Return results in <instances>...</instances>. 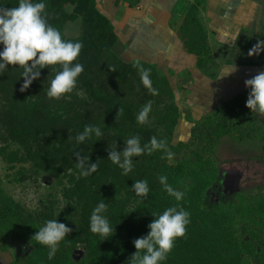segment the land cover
Wrapping results in <instances>:
<instances>
[{
	"label": "trees",
	"instance_id": "obj_1",
	"mask_svg": "<svg viewBox=\"0 0 264 264\" xmlns=\"http://www.w3.org/2000/svg\"><path fill=\"white\" fill-rule=\"evenodd\" d=\"M44 2L49 23L82 42L77 61L84 70L73 91L58 99L47 96L58 66L41 69L40 77L24 92L21 67L8 65L0 75V133L5 134L0 135L5 144L17 146L9 151L1 147L0 153L11 164L28 163L27 171L35 178L47 175L50 188L60 192V197L51 194L42 210L34 213L0 187V252L8 249L9 240L24 246L16 258L3 264H129L136 251L133 241L147 235L155 218L151 214L171 206L189 212L190 222L163 264H264V186L233 193L218 188L221 139L264 142V121L259 123L256 113L245 107L246 93L195 118L189 109L181 113L159 70L142 61H125L112 51L117 37L95 0ZM17 5L18 0H0L4 8ZM184 40L198 67H203L210 52L192 32ZM141 68L149 72V85L142 82ZM147 104H151L147 121L139 123L137 116ZM185 123V139L174 140ZM85 125L99 127L102 137L93 135L77 144L75 137ZM137 135L142 147H150L152 137L164 140L173 155L146 149L132 158V170L123 175L107 158L108 152L122 151L127 140ZM77 151L89 156V163L98 164L96 172L81 176L74 157ZM161 176L184 192L181 201L167 193ZM138 180L148 182L146 197L131 188ZM58 198L64 201L60 208ZM101 199L108 204L106 215L114 226V234L103 241L89 227L92 210ZM51 219L72 231L49 259V249L34 235Z\"/></svg>",
	"mask_w": 264,
	"mask_h": 264
},
{
	"label": "clouds",
	"instance_id": "obj_2",
	"mask_svg": "<svg viewBox=\"0 0 264 264\" xmlns=\"http://www.w3.org/2000/svg\"><path fill=\"white\" fill-rule=\"evenodd\" d=\"M0 75L7 70L8 65H18L23 69L21 77L23 83L20 91L24 92L32 82L41 75L40 70L46 66H58L54 78L50 81L47 96L60 98L64 94L71 93L76 87L77 78L83 72L84 66L77 61L82 42L66 37L59 28L52 26L48 21V13L44 0H18V5L11 8L0 6ZM264 41H258L249 55L259 54L264 48ZM31 62V63H29ZM234 70V69H231ZM229 71V70H228ZM228 71L226 74H228ZM141 79L145 85L150 84L149 72L140 69ZM245 87L249 89L245 107L251 113L264 115V72L245 80ZM153 94H158L155 89ZM151 104H147L137 116L139 123H145ZM102 137L99 127L85 125L75 140L77 144L84 142L92 136ZM140 137L129 138L122 151L115 148L108 152V159L127 175L133 168V157L142 155L145 150L150 153L153 150L163 149L169 158L173 155L167 149L164 140L158 141L156 137L150 140L148 145L141 146ZM74 157L80 174L88 177L97 171V163H89V156H82L75 152ZM160 183L167 193L176 201L184 198V192L173 189L167 184V177L161 176ZM134 193L143 198L150 191L147 180H138L131 186ZM108 204L101 201L92 210L89 218L90 231L99 235L102 240L108 239L114 234V226L110 224L106 215ZM155 217L148 224V233L133 241L136 251L131 255L129 264H163L168 254L174 247L175 240L183 237L186 225L189 224V212L182 207L171 206L162 213H152ZM72 228L66 226L57 219L47 220L34 237L42 245L49 249L48 257L53 258L59 250L60 243L65 241Z\"/></svg>",
	"mask_w": 264,
	"mask_h": 264
},
{
	"label": "crops",
	"instance_id": "obj_3",
	"mask_svg": "<svg viewBox=\"0 0 264 264\" xmlns=\"http://www.w3.org/2000/svg\"><path fill=\"white\" fill-rule=\"evenodd\" d=\"M95 2L117 37L112 51L125 61H142L163 71L169 84L181 92L178 97L190 99L192 114L200 115L218 102L247 93L245 80L264 72V50L255 54L258 60L252 62L224 60L214 75L213 68L207 66L213 55L232 53L237 45L250 51L258 41H264V0ZM70 30L74 32L75 26ZM189 32L210 52L203 67H198L197 57L187 49L184 37ZM169 70L173 72L170 76Z\"/></svg>",
	"mask_w": 264,
	"mask_h": 264
},
{
	"label": "rangeland",
	"instance_id": "obj_4",
	"mask_svg": "<svg viewBox=\"0 0 264 264\" xmlns=\"http://www.w3.org/2000/svg\"><path fill=\"white\" fill-rule=\"evenodd\" d=\"M235 50L227 55H213V59L207 64L209 68H213V75L215 74V69L218 67L219 63L224 60L228 63H248L254 61L255 58L258 60V57H256L257 55L253 54L250 56L248 54V49L239 48L237 45ZM170 74H173L172 70H169L168 75L170 76ZM161 75L166 76L163 71H160V76ZM162 80L163 79L160 78V83ZM170 88L173 91L174 97L177 96L176 101L179 105L181 113H184L187 109L191 111L188 103V100L190 99H188V97H178L181 92L176 91L171 85ZM248 92L246 93V98ZM192 115L194 118L198 117V114L196 113H193ZM259 116L261 118H258V122L261 123L264 121V115ZM185 129L186 123L181 125L179 131L175 133L174 140H177L178 138L185 139ZM2 134L5 135L4 133ZM6 146L8 147L7 151L17 147L12 143H9V145L5 144L2 141V136L0 135V148H6ZM1 155L2 153H0V187L12 196L14 200L20 202L25 210L39 213L42 210L44 201L47 202L51 194H55L57 197H60L59 190L55 191L48 185L47 179L49 178H47V175L39 174L35 178L31 175V173H29V170L27 171V167L29 165L28 163L11 164L3 157V155ZM217 156L220 174L224 175L218 185L220 191H225L224 184L227 185V187L225 186L226 189H228L227 191L231 189V192L234 190H248L255 186H264V142L262 140L245 139L234 142L228 137H224L221 139L217 147ZM228 167H231L232 169L229 170ZM227 177L234 178L232 180L233 183L231 184L232 187L228 186ZM58 203L59 208L64 205V201L60 198H58ZM8 243V249L0 252V264L7 263L16 258L24 249L21 242L9 240Z\"/></svg>",
	"mask_w": 264,
	"mask_h": 264
},
{
	"label": "flooded vegetation",
	"instance_id": "obj_5",
	"mask_svg": "<svg viewBox=\"0 0 264 264\" xmlns=\"http://www.w3.org/2000/svg\"><path fill=\"white\" fill-rule=\"evenodd\" d=\"M228 168H229V170L232 169L231 167H228ZM234 170H235V169H234ZM220 175H221V178H220V181H221V179L223 178L224 175H222V174H220ZM233 179H234L233 177H227V182H228V186H229V187H232L231 184L233 183V182H232ZM235 191H236V190H234V191L231 192V189H230V190L227 191L226 193H230V192L233 193V192H235Z\"/></svg>",
	"mask_w": 264,
	"mask_h": 264
},
{
	"label": "water",
	"instance_id": "obj_6",
	"mask_svg": "<svg viewBox=\"0 0 264 264\" xmlns=\"http://www.w3.org/2000/svg\"><path fill=\"white\" fill-rule=\"evenodd\" d=\"M219 103H220V102H218L217 104H219ZM217 104L213 105L212 107L216 106ZM212 107H211V108H212ZM211 108H210V109H211ZM210 109H209V110H210ZM209 110H208V111H209ZM225 186L227 187V185L224 184V189H225V191H227L228 189H226Z\"/></svg>",
	"mask_w": 264,
	"mask_h": 264
}]
</instances>
